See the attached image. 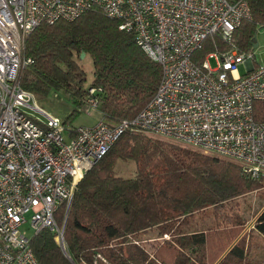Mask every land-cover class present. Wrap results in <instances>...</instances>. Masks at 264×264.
I'll list each match as a JSON object with an SVG mask.
<instances>
[{
	"label": "trees",
	"instance_id": "1",
	"mask_svg": "<svg viewBox=\"0 0 264 264\" xmlns=\"http://www.w3.org/2000/svg\"><path fill=\"white\" fill-rule=\"evenodd\" d=\"M245 1L251 16L235 28L232 45L249 52L257 29L264 28V0ZM119 23L89 9L74 19L38 25L24 41L23 54L31 62L19 71L20 85L40 102L53 90L70 95L79 107L93 97L108 125L134 117L154 95L161 65ZM215 48L228 46L218 35L208 36L194 60L200 64ZM81 53L93 64L88 87ZM254 118L264 122V101L254 103ZM117 159L135 163L133 177L115 174ZM260 178L264 173L251 178L236 160L150 132L126 131L76 180L68 207L61 204L54 214L64 223L66 252L47 228L31 236L30 246L38 264H264L245 234L233 242L246 224L233 201L260 188ZM208 210L213 223L197 229ZM151 230L155 238H141ZM253 230L264 237V209ZM165 234L168 239L148 249L145 243Z\"/></svg>",
	"mask_w": 264,
	"mask_h": 264
},
{
	"label": "built area",
	"instance_id": "2",
	"mask_svg": "<svg viewBox=\"0 0 264 264\" xmlns=\"http://www.w3.org/2000/svg\"><path fill=\"white\" fill-rule=\"evenodd\" d=\"M89 9L119 20V29L133 31L161 65L154 95L134 117L114 125L101 118L91 126L65 124L46 114L18 80L31 62L23 54L26 36L42 23ZM250 16L245 0H0V264H38L22 230L28 221L34 234L54 232L66 252L64 223L54 214L61 204L68 207L76 180L126 131L236 160L251 178L264 173V122L254 118V103L264 101V65L255 64L253 51L232 45L235 28ZM211 35L228 48L211 50L198 64L194 54ZM84 107L97 110L96 99L87 98Z\"/></svg>",
	"mask_w": 264,
	"mask_h": 264
},
{
	"label": "rangeland",
	"instance_id": "3",
	"mask_svg": "<svg viewBox=\"0 0 264 264\" xmlns=\"http://www.w3.org/2000/svg\"><path fill=\"white\" fill-rule=\"evenodd\" d=\"M255 37L257 43V46L253 48V53L255 55V64L264 65V28L257 29ZM208 62L211 67L217 66L213 58H209ZM81 63L86 73V82L84 86L88 87L93 78V64L88 56H84L83 58H81ZM237 70L239 74L245 73L246 65L243 63L239 64L237 66ZM33 99L35 103L46 114L59 119V121L68 119L67 124L72 126H91L95 124V120H97L98 118L97 110H86L84 105L79 107L74 103L73 98L62 90L51 91L47 98L42 102L37 101L34 97ZM74 108H77L78 110L74 112L75 114L73 116L68 118L69 114L74 110ZM39 118H43V116L39 114ZM114 170L115 174L121 177H133L135 174V163L131 160L117 159ZM260 182L262 183L260 188L254 191H250L244 195H240L233 201V203L237 205L238 211H240L241 215L246 219L245 233L243 232L241 234H245V236L248 237L247 242H249V245H251V252L257 260L264 258V239H262L261 236L256 233L252 227L250 228V224L254 222L261 210L264 209V178H260ZM211 216V211L208 210L204 215L205 220H199L200 222L198 221L199 223L196 224V228H206L207 226L212 224L213 220ZM22 230H24L26 232V235L29 237L34 234V230L30 227L29 221L22 225ZM156 235L157 231L151 230L142 234L141 238L147 240L150 238H155ZM162 239L168 238L163 237L161 239H157L155 242L145 244L148 249L151 250L153 245L152 243L160 242Z\"/></svg>",
	"mask_w": 264,
	"mask_h": 264
},
{
	"label": "crops",
	"instance_id": "4",
	"mask_svg": "<svg viewBox=\"0 0 264 264\" xmlns=\"http://www.w3.org/2000/svg\"><path fill=\"white\" fill-rule=\"evenodd\" d=\"M97 111H98V110H97ZM100 118H101V115H100V112L98 111V118H97V120L100 119ZM97 120H95V121H97ZM254 221H255V220H254ZM250 225H251L250 228H251V227L253 228V226H254V222H253L252 224H250ZM243 232L245 233V227H244V229L242 230L241 233H243ZM241 233H240V234L237 236V238L233 241L234 243H235L236 241H238V240L244 235V234H241ZM260 236H261V235H260ZM249 237H250V236H249ZM247 238H248V237H246V239H247ZM261 238L264 239V237H262V236H261ZM247 241H248V239H247ZM234 243H233V244H234ZM248 243H249V242H248ZM231 246H232V245H231ZM231 246H230V247H231ZM230 247H229V248H230ZM229 248H228V249H229ZM250 249H251V245H250Z\"/></svg>",
	"mask_w": 264,
	"mask_h": 264
},
{
	"label": "water",
	"instance_id": "5",
	"mask_svg": "<svg viewBox=\"0 0 264 264\" xmlns=\"http://www.w3.org/2000/svg\"><path fill=\"white\" fill-rule=\"evenodd\" d=\"M257 46V43L254 44L253 48H255ZM84 57V53H81V58ZM66 256L68 257V259L73 263L72 259L66 254Z\"/></svg>",
	"mask_w": 264,
	"mask_h": 264
}]
</instances>
